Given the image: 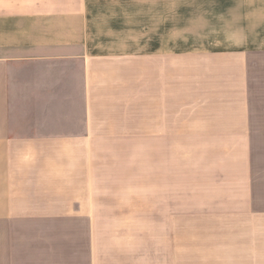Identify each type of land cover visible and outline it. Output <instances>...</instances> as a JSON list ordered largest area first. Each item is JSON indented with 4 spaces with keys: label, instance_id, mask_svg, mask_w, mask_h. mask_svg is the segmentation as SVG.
<instances>
[{
    "label": "crops",
    "instance_id": "0c3cea01",
    "mask_svg": "<svg viewBox=\"0 0 264 264\" xmlns=\"http://www.w3.org/2000/svg\"><path fill=\"white\" fill-rule=\"evenodd\" d=\"M253 82L264 0H0V264H264Z\"/></svg>",
    "mask_w": 264,
    "mask_h": 264
},
{
    "label": "rangeland",
    "instance_id": "374dc122",
    "mask_svg": "<svg viewBox=\"0 0 264 264\" xmlns=\"http://www.w3.org/2000/svg\"><path fill=\"white\" fill-rule=\"evenodd\" d=\"M252 70V69H251ZM254 78V76H252ZM257 88V89H256ZM251 106H252V122L254 132L252 138L254 140L251 148V159H252V183L255 187L264 186V86H255V82L251 85ZM178 159L175 154H172ZM191 160H194V155L191 153ZM144 159H141V162ZM177 168L174 172V187L175 191L183 190H197V184L195 181L191 183H183L181 180L180 172L178 171L179 165L174 164Z\"/></svg>",
    "mask_w": 264,
    "mask_h": 264
}]
</instances>
